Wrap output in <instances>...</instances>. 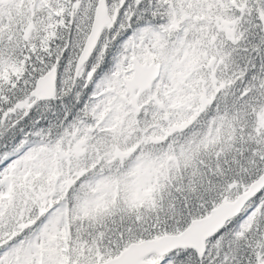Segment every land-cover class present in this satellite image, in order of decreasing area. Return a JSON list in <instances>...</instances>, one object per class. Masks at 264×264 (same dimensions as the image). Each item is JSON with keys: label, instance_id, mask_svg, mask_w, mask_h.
<instances>
[{"label": "snow or ice", "instance_id": "obj_1", "mask_svg": "<svg viewBox=\"0 0 264 264\" xmlns=\"http://www.w3.org/2000/svg\"><path fill=\"white\" fill-rule=\"evenodd\" d=\"M0 264H264V0H0Z\"/></svg>", "mask_w": 264, "mask_h": 264}]
</instances>
